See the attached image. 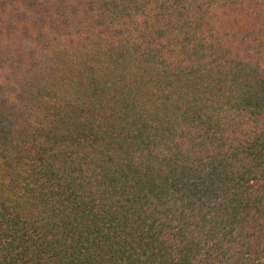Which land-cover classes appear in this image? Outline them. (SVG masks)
<instances>
[{
    "label": "trees",
    "instance_id": "16d2710c",
    "mask_svg": "<svg viewBox=\"0 0 264 264\" xmlns=\"http://www.w3.org/2000/svg\"><path fill=\"white\" fill-rule=\"evenodd\" d=\"M0 264H264V0H0Z\"/></svg>",
    "mask_w": 264,
    "mask_h": 264
}]
</instances>
